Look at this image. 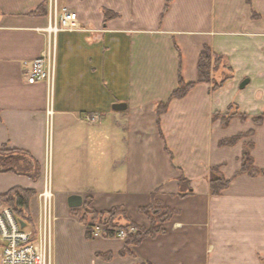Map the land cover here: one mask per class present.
I'll return each mask as SVG.
<instances>
[{"label":"crops","instance_id":"1","mask_svg":"<svg viewBox=\"0 0 264 264\" xmlns=\"http://www.w3.org/2000/svg\"><path fill=\"white\" fill-rule=\"evenodd\" d=\"M49 2L0 0V147L27 150L41 168L37 178L0 172V193L35 190L30 214L37 219L52 145L54 264H262L264 174L235 173L250 139L254 163L264 168V118L253 121L264 113V0H172L165 12L166 0H58L77 12L80 28L51 34ZM47 3V11L30 12ZM105 8L117 15L105 19ZM204 45L224 56L232 75L217 89L196 82L172 96L180 76L197 81ZM49 47L51 113L47 79L28 80ZM116 102L127 106L114 109ZM158 102H167L160 114ZM232 104L246 119L235 115L226 126L213 119ZM248 130L253 135L220 144ZM218 164L232 180L214 195L207 174ZM180 173L190 179L186 196L174 194ZM153 192L176 212L165 232L138 244L86 237L68 205L69 194L79 193L98 210L122 205L148 227L140 208Z\"/></svg>","mask_w":264,"mask_h":264},{"label":"trees","instance_id":"2","mask_svg":"<svg viewBox=\"0 0 264 264\" xmlns=\"http://www.w3.org/2000/svg\"><path fill=\"white\" fill-rule=\"evenodd\" d=\"M172 0H166L164 12L169 7ZM48 3L46 5H39L32 9L31 13H41L47 11ZM105 19L117 15L110 9L105 8L103 10ZM198 78L197 81L185 82L181 76L179 78L178 86L173 90L172 96L181 97L196 83V82H209L213 89H217L224 84V82L232 75L231 69L227 65L223 55L214 52L210 46L204 45L198 60ZM167 102H158L156 104V111L158 114L166 109ZM239 115L242 120L248 116L245 112H238V108L235 104L230 105L228 111L221 113L215 112L213 119L221 118L222 125L226 126L230 119ZM264 113L253 116V121L256 124H260L263 121ZM253 135V130L246 132H239L228 138H224L220 141V144L233 145L241 138ZM253 141L250 139L245 141L242 154H241V167L235 173H248L249 175L264 174V168L258 167L254 163L252 155ZM40 164L38 161L24 149L16 147H8L3 145L0 147V172H16L20 174H26L32 178L40 176ZM211 193L216 195L220 194L231 182L232 177H225L220 170V165H212L209 168L207 174ZM179 187L178 191L174 193L179 196H186L192 193L190 179L184 174L178 175ZM36 193L33 189L13 187L7 192L0 193V200L10 206L14 213L27 221H32L30 214V199ZM140 210L148 215L150 218V225L148 227L138 225L131 219L127 211L122 205H115L107 210H98L92 205V198L86 197L84 205L81 208H73L72 212L77 214L80 220L86 225V237L92 238L93 226L96 224H107L112 228L123 227L129 228L130 225H134L137 228L136 232L129 233L124 239L126 244H138L146 236H155L158 233L165 232L164 223L167 221L174 212L175 209L164 206L163 202L156 198V193L151 195V201L147 206H143ZM103 235L106 237L113 236L114 231L112 229L102 230ZM122 253L131 252L129 249H124ZM138 264H151L149 262H140ZM264 264V258L262 259Z\"/></svg>","mask_w":264,"mask_h":264},{"label":"built area","instance_id":"3","mask_svg":"<svg viewBox=\"0 0 264 264\" xmlns=\"http://www.w3.org/2000/svg\"><path fill=\"white\" fill-rule=\"evenodd\" d=\"M80 28L77 12L61 7L58 0L49 2V33L59 30ZM54 69V51L52 47L34 59L28 74V80L35 82L47 79L49 85L48 112L52 111V75ZM40 219L32 227L27 220L18 217L7 204L0 208V264H54V192L49 172L44 175L43 187L38 193ZM21 219L26 222L21 225ZM112 229L113 236L125 238L137 231L136 226L112 228L107 224L93 226L94 236H104L102 230Z\"/></svg>","mask_w":264,"mask_h":264},{"label":"water","instance_id":"4","mask_svg":"<svg viewBox=\"0 0 264 264\" xmlns=\"http://www.w3.org/2000/svg\"><path fill=\"white\" fill-rule=\"evenodd\" d=\"M248 79H246L243 83L242 86L245 84V82ZM127 104L125 102H116L113 104L114 109H124L126 108ZM68 205L72 208H79L82 207L84 205V199L83 196L79 193H71L68 196ZM21 225H25L26 222L24 220L21 219Z\"/></svg>","mask_w":264,"mask_h":264},{"label":"rangeland","instance_id":"5","mask_svg":"<svg viewBox=\"0 0 264 264\" xmlns=\"http://www.w3.org/2000/svg\"><path fill=\"white\" fill-rule=\"evenodd\" d=\"M53 155H52V145H51V149H50V158L48 159V166H47V173L49 172V174H50V178H51V184H52V182H53V184H52V189L54 190V191H56V188H57V186H56V183L54 182V181H56L57 180V173H56V169L54 168V166H53ZM58 181H60V180H58ZM66 182V181H65ZM59 183H61V182H59ZM67 183V182H66ZM2 201V200H1ZM3 202V201H2ZM4 203V202H3ZM36 216H37V219H35L34 217H33V219H32V221L31 222H33V223H37L38 222V219H40V209H39V212H38V209H37V213H36ZM30 221H28L27 222V226L28 227H32V223H31ZM37 225V224H36ZM0 252H1V246H0Z\"/></svg>","mask_w":264,"mask_h":264}]
</instances>
